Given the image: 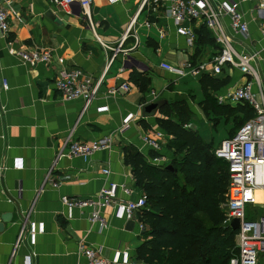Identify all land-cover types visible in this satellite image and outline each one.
Here are the masks:
<instances>
[{"label":"crops","instance_id":"1","mask_svg":"<svg viewBox=\"0 0 264 264\" xmlns=\"http://www.w3.org/2000/svg\"><path fill=\"white\" fill-rule=\"evenodd\" d=\"M236 1L240 2L250 28L248 36L236 40H243L239 49L259 53L254 66L260 82H255L252 89L264 93V0ZM141 2L93 0L90 10L96 27L92 28L79 2L64 8L48 0H7L10 27L8 32L0 29V163L6 167L0 173V264H25L30 253H34L33 264H77L86 261L81 255L84 246L99 248L108 258L127 251L128 259L121 255L116 264H144L137 259V249L144 240L137 222L131 226L129 220L117 216L114 206L105 207L107 224L100 229L98 223L91 221L89 208L69 207L62 197H96L108 181L135 187L123 148L137 147L152 163L150 151L154 150L144 145L143 138L162 130L157 116L143 115L142 107L152 101L164 100L166 105L177 95L185 96L191 109V121L186 126L197 131L214 149L241 127L242 112L236 114L239 120L235 121L236 115L219 118L201 106L205 99V76L226 80L218 90L210 88L217 99L251 79L230 64L220 73L214 71L211 61L220 45L202 20L184 24L196 33L194 45L190 46L164 12L153 16L147 11L139 13L134 31L107 70L113 48L124 39ZM148 20L155 23L149 25ZM223 23L227 33L233 35L229 18H223ZM205 32H210L213 41L197 45ZM45 48L53 52L50 63L25 64L18 55L21 50ZM60 56L64 58L62 63L58 61ZM186 60L205 64L206 69L177 76L161 66L164 61L182 64ZM64 68L81 69L85 80L95 82L103 78L98 95L84 111L82 98L65 100L57 88L56 78ZM134 70L149 78L144 91L131 79ZM124 81L131 85L129 92L109 93ZM102 106L108 109L99 110ZM129 113H135L137 118L122 133L120 128ZM69 135L73 140L87 142L109 137L111 146L86 159H57ZM165 135L164 146L155 152L168 160L162 165H169L175 154L168 147L169 136ZM19 162L23 165L20 169L16 168ZM107 167L111 170L108 175L103 173ZM54 182L59 185L53 186ZM137 193L119 195L125 200L136 199ZM4 216L9 220L4 221ZM24 216H28L30 224H42L44 228L36 233L33 242L27 233L18 245Z\"/></svg>","mask_w":264,"mask_h":264},{"label":"built area","instance_id":"2","mask_svg":"<svg viewBox=\"0 0 264 264\" xmlns=\"http://www.w3.org/2000/svg\"><path fill=\"white\" fill-rule=\"evenodd\" d=\"M60 6L68 7L74 2H79L92 28L96 27L92 20L91 5L93 0H48ZM117 2L119 0H110ZM147 11L149 16L164 12L171 17L176 25L177 32L187 38L190 46L194 45L196 33L192 27L184 25L185 22L202 20L212 32L215 41L220 45V50L212 59V68L216 73H220L226 65H232L249 74L251 79L225 95L218 96V101L248 102L256 111V115L245 122L233 135L224 139L220 145L215 147V155L229 163V183L226 193V201L222 205L226 215V223L230 224L232 218L240 219V227L236 236L238 253L231 258L230 264H264V93H256L252 87L255 82L259 83L260 78L254 61H257L259 53L243 51L239 45L243 43L236 40L237 37H246L249 34V22L245 13L240 8V2L236 0H142L136 15L131 20V24L125 34L124 39L118 42L113 48L114 53L110 57L107 70L115 57L123 50L125 40L134 31L137 23L138 14ZM10 10L7 0H0V29L8 32L10 27ZM229 18L230 27L233 35H229L225 29L223 18ZM155 23L148 20L147 22ZM264 34V30H263ZM18 55L25 64L35 65L40 62L50 63L53 60V52L49 48L43 50L29 49L18 51ZM59 62H64L63 57H58ZM162 68L177 76H184L188 72L198 73L206 69L205 64H194L191 60H186L182 64H173L167 61L161 63ZM124 68L121 69L123 71ZM82 70L79 68H64L56 78V85L63 99L74 100L82 98L84 101L83 111L86 110L98 95L103 78L93 82L82 78ZM5 87L8 85L5 83ZM131 89L129 82L124 81L118 87L109 90L110 94L120 92L126 93ZM155 94V93H153ZM259 97V98H258ZM107 106L99 108L101 111L107 110ZM137 118L135 113H129L123 120L120 131L126 132ZM165 132L156 131L153 135L143 138L145 146L154 151H161L165 143ZM111 139L102 138L92 142L73 140L69 135L58 152L57 159L64 156H79L89 158L95 152L109 149ZM168 161L165 157H153L152 163L162 165ZM22 162L16 164V168H22ZM6 169L0 163V173ZM111 170L109 167L103 169V173L108 175ZM58 182L53 186L57 187ZM120 192L129 196L137 192L134 187H128L124 183L108 181L98 192L96 197L78 198L64 195L63 202L69 207L89 208L91 221L98 223L100 229L106 227L107 219L103 213V208L114 206L117 216L126 220H134L138 223L140 234L147 231V224L140 219L139 212L146 206L147 197L145 194L137 193L136 199H122ZM259 198L258 212L254 216L248 217V203ZM1 199V194H0ZM262 208V213L259 208ZM43 225L30 224L28 216L23 217V224L18 240L19 243L26 238L27 233L31 235L32 242L38 231H43ZM81 255L85 256L86 261L77 264H116L121 255L128 259V252L121 251L114 258L103 255L102 250L96 247L84 246ZM30 253L25 257V264H33Z\"/></svg>","mask_w":264,"mask_h":264},{"label":"trees","instance_id":"3","mask_svg":"<svg viewBox=\"0 0 264 264\" xmlns=\"http://www.w3.org/2000/svg\"><path fill=\"white\" fill-rule=\"evenodd\" d=\"M205 41H213L210 32H205L197 45ZM131 79L142 91L150 83L148 76L136 70ZM205 79L201 106L208 114L213 111L220 118L242 112V125L256 115L246 101L237 106L219 103L210 88L218 90L226 80L209 76ZM238 118L236 115L235 121ZM156 121L169 136L168 147L175 154L174 168L150 163L133 145L123 148L135 188L147 197L139 216L148 228L137 249V259L144 264H230L238 253V230L225 222L227 215L222 207L228 190L229 163L217 157L213 145L197 131L186 126L191 121V109L185 96L177 95L163 106ZM159 155L150 151V156Z\"/></svg>","mask_w":264,"mask_h":264},{"label":"water","instance_id":"4","mask_svg":"<svg viewBox=\"0 0 264 264\" xmlns=\"http://www.w3.org/2000/svg\"><path fill=\"white\" fill-rule=\"evenodd\" d=\"M166 101L164 100H157V101H152L150 103L145 104L142 107L143 110V115L145 117H151V116H157L160 109L165 105ZM168 168H173L172 164L167 165ZM4 221H8L9 218L3 217ZM135 221L131 220L129 221V225L134 226ZM230 226L234 229L237 230L240 227V219L237 217L232 218L230 222Z\"/></svg>","mask_w":264,"mask_h":264},{"label":"rangeland","instance_id":"5","mask_svg":"<svg viewBox=\"0 0 264 264\" xmlns=\"http://www.w3.org/2000/svg\"><path fill=\"white\" fill-rule=\"evenodd\" d=\"M258 204H259V198H258V196L256 197V201H253V202H249L248 203V206H249L248 209H247V211L249 212L248 213V217L254 216V213L257 214V212H258L257 205ZM259 211L262 213V208L261 207L259 208Z\"/></svg>","mask_w":264,"mask_h":264}]
</instances>
